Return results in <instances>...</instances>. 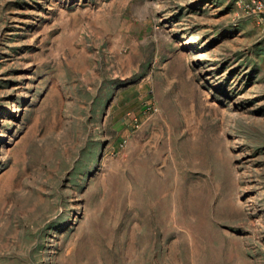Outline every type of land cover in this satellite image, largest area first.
<instances>
[{
	"label": "rangeland",
	"instance_id": "374dc122",
	"mask_svg": "<svg viewBox=\"0 0 264 264\" xmlns=\"http://www.w3.org/2000/svg\"><path fill=\"white\" fill-rule=\"evenodd\" d=\"M0 0V264H264V8Z\"/></svg>",
	"mask_w": 264,
	"mask_h": 264
},
{
	"label": "built area",
	"instance_id": "2783aa9c",
	"mask_svg": "<svg viewBox=\"0 0 264 264\" xmlns=\"http://www.w3.org/2000/svg\"><path fill=\"white\" fill-rule=\"evenodd\" d=\"M251 3L252 10L259 11L264 8V0H249Z\"/></svg>",
	"mask_w": 264,
	"mask_h": 264
}]
</instances>
